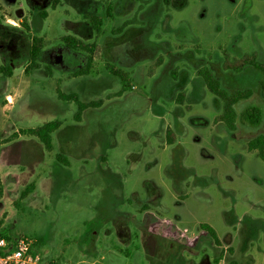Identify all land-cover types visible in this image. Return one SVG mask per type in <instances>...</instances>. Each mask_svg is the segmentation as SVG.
I'll list each match as a JSON object with an SVG mask.
<instances>
[{"label":"rangeland","instance_id":"rangeland-1","mask_svg":"<svg viewBox=\"0 0 264 264\" xmlns=\"http://www.w3.org/2000/svg\"><path fill=\"white\" fill-rule=\"evenodd\" d=\"M52 2L19 0V18L0 0V65H13L0 72V231L33 239L41 264H160L170 245L194 264H264V158L249 144L264 141L263 75L239 65L264 62V0ZM33 34L44 52L26 72ZM66 34L97 43L90 74L74 76L85 58L57 51ZM112 66L126 72L122 93ZM58 89L102 102L78 120ZM57 119L52 149L21 130Z\"/></svg>","mask_w":264,"mask_h":264},{"label":"trees","instance_id":"trees-1","mask_svg":"<svg viewBox=\"0 0 264 264\" xmlns=\"http://www.w3.org/2000/svg\"><path fill=\"white\" fill-rule=\"evenodd\" d=\"M60 2L61 0H53L52 7L55 8ZM107 13L110 16V12L108 11ZM46 15H47L46 11H41L39 13L40 17L41 16L45 17ZM86 18L89 19L93 28L96 30V32H100L102 30L103 18L101 15L95 14V13H89L86 15ZM128 23L129 21L126 22L125 25H127ZM24 27L29 29V26L26 23H24ZM121 30H122V26H120L117 31L119 32ZM61 40L67 47H69L70 49L76 52L83 53L88 58V62L86 63V65L81 66L79 69H76L73 72V75L78 76V75L90 74L93 71L92 63L95 58V52L98 48L97 43L95 41L87 42L84 39L76 35H73V34L63 35L61 37ZM44 46H45L44 37L38 34H33L31 38V43L28 49V63L25 67L26 72H30L31 70L36 69L40 66L39 61L44 52ZM247 64L253 65L255 68L261 70L263 77L260 79V89H261L260 91H261V95L264 97V62L257 61L256 54L253 53V54H249L245 56L239 65L241 68H243ZM107 68H108V65H107ZM109 68L113 74L117 75L118 77L122 79L123 84L120 90V92L122 93V91L125 90L127 86V82L125 81L126 72L123 69L115 67V66H112ZM0 72L5 74L6 76H11L13 74V65L12 64L0 65ZM207 72L208 73L206 75L204 74L203 76H204L205 81L207 82L208 87L218 95H223L222 93L227 94V92H225L224 89H221L220 86H218L217 75L213 71L208 70V69H207ZM200 73H203V70H200ZM251 94H252V91L248 89L240 90L238 92L231 94L232 96L228 98L229 108H232V106L236 104V101L238 99L248 97ZM58 96L63 100H73L77 103L78 109L75 113V118L78 120H80L84 110H86L89 107L98 106L102 102L101 99L82 101L79 99V96L76 93L74 92L66 93L59 89H58ZM245 115L251 122L256 123V124L259 123L261 116H260V113L257 107L248 108L245 112ZM60 124H61V121L57 119V120L48 121L37 127H28V128H24L21 130L24 133L33 134V135L38 136V138L45 144L46 148L52 149L53 146L51 142L52 141L51 134L60 126ZM262 138L263 137H257L255 139H252L250 140L249 144L251 148L259 149L260 156L264 158V141L261 140ZM57 155L59 157L61 154L58 153ZM32 186H30L28 190L26 189L24 193L27 194L28 191L32 189ZM1 222L2 221L0 220V225H1ZM201 225H202V228L205 229L209 233V235L212 237L214 242L217 245H221V239L217 236L215 230L206 223H202ZM2 236L6 237L9 241H13L15 238V237H12L11 235L4 233L3 231H0V237ZM169 249L171 253L170 257L166 258L165 260L160 261V264L162 263L167 264L168 262H173L170 264H194L192 260L187 259L183 255L179 247H175V246L173 247V245H170ZM218 261H219V258L217 257L216 262Z\"/></svg>","mask_w":264,"mask_h":264},{"label":"built area","instance_id":"built-area-1","mask_svg":"<svg viewBox=\"0 0 264 264\" xmlns=\"http://www.w3.org/2000/svg\"><path fill=\"white\" fill-rule=\"evenodd\" d=\"M42 255L38 244L26 236L9 241L0 237V264H41ZM55 264H82V262H58Z\"/></svg>","mask_w":264,"mask_h":264},{"label":"flooded vegetation","instance_id":"flooded-vegetation-1","mask_svg":"<svg viewBox=\"0 0 264 264\" xmlns=\"http://www.w3.org/2000/svg\"><path fill=\"white\" fill-rule=\"evenodd\" d=\"M7 1V3H8V5L10 6V5H12V4H19V8L17 9V12H16V14H17V16L19 17V18H22L23 16H24V9H23V7H21V5H20V3H19V0H6ZM35 1H37L38 3H41V5H43V4H45L46 3V0H35ZM30 7H32V5L30 4ZM57 51H60V52H62V54L65 56V54H64V51L66 52V53H68V54H74V53H76V51H74V50H72V49H70L69 47H67L63 42H62V44L60 45V46H58V50ZM57 57H58V55H57Z\"/></svg>","mask_w":264,"mask_h":264},{"label":"crops","instance_id":"crops-1","mask_svg":"<svg viewBox=\"0 0 264 264\" xmlns=\"http://www.w3.org/2000/svg\"><path fill=\"white\" fill-rule=\"evenodd\" d=\"M78 37H79V36H78ZM80 38H81V37H80ZM76 54L83 56V57L85 58V60H86V63L88 62V58H87L83 53L76 52ZM79 58H82V57H79ZM86 63H85L84 65H86ZM84 65H83V66H84ZM81 66H82V65H80L79 68H80Z\"/></svg>","mask_w":264,"mask_h":264},{"label":"clouds","instance_id":"clouds-1","mask_svg":"<svg viewBox=\"0 0 264 264\" xmlns=\"http://www.w3.org/2000/svg\"><path fill=\"white\" fill-rule=\"evenodd\" d=\"M5 22H6V23H10V24H11V23H14V21H13L12 19H9V18H7V17L5 18Z\"/></svg>","mask_w":264,"mask_h":264}]
</instances>
